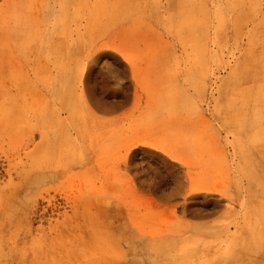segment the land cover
<instances>
[{
    "label": "rangeland",
    "instance_id": "rangeland-1",
    "mask_svg": "<svg viewBox=\"0 0 264 264\" xmlns=\"http://www.w3.org/2000/svg\"><path fill=\"white\" fill-rule=\"evenodd\" d=\"M263 37L264 0H0V264H264Z\"/></svg>",
    "mask_w": 264,
    "mask_h": 264
},
{
    "label": "bare ground",
    "instance_id": "bare-ground-1",
    "mask_svg": "<svg viewBox=\"0 0 264 264\" xmlns=\"http://www.w3.org/2000/svg\"><path fill=\"white\" fill-rule=\"evenodd\" d=\"M262 41H264V37L262 38ZM258 53L263 54L264 53V45L261 47V45L258 47ZM246 72H245V77L248 80V77H250L249 71L252 70L250 63L246 62ZM262 71H264V65L262 66ZM259 89L260 91L264 92V78L262 79V82L259 83Z\"/></svg>",
    "mask_w": 264,
    "mask_h": 264
}]
</instances>
